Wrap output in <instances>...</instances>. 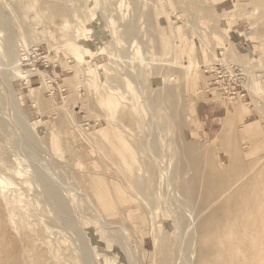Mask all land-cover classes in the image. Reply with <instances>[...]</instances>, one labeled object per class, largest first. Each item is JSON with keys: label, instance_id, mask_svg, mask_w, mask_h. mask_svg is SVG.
Segmentation results:
<instances>
[{"label": "rangeland", "instance_id": "1", "mask_svg": "<svg viewBox=\"0 0 264 264\" xmlns=\"http://www.w3.org/2000/svg\"><path fill=\"white\" fill-rule=\"evenodd\" d=\"M263 189L264 0H0V264H258Z\"/></svg>", "mask_w": 264, "mask_h": 264}, {"label": "bare ground", "instance_id": "2", "mask_svg": "<svg viewBox=\"0 0 264 264\" xmlns=\"http://www.w3.org/2000/svg\"><path fill=\"white\" fill-rule=\"evenodd\" d=\"M109 19V18H108ZM110 20V19H109ZM108 21V20H107ZM110 22V21H109ZM151 22V21H150ZM86 30V29H85ZM77 31V30H76ZM82 31V30H81ZM87 31V30H86ZM77 32H79V30L77 31ZM76 33V32H75ZM84 33H85V31H82L81 33H76V35H74V36H76V38H74V40L76 41V43H77V45H79V46H82V48L83 49H90V41L84 36ZM90 39H92V38H90ZM72 47V48H71ZM70 48H71V50L73 51V52H75V50H76V48L75 47H73V46H71ZM82 49V50H83ZM76 57H78L79 59H81V57L79 56V54H76ZM19 65V64H18ZM94 66H95V68H100L102 65H100V64H94ZM16 72V73H15ZM14 73L15 74H17L18 76H22L23 74H21V72L20 71H15ZM111 85V84H110ZM110 85H108L109 87H110ZM127 86V85H126ZM32 90V89H31ZM107 92H109V93H111L112 94V92H111V90H106ZM114 94V93H113ZM112 94V96H114ZM132 95V94H131ZM115 98L113 97V100H114ZM112 100V101H113ZM116 101V100H115ZM114 102V101H113ZM113 102H111V103H113ZM117 102V101H116ZM125 104V103H124ZM134 104H133V106L132 107H130V109H129V111L130 112H135L136 113V110L134 109ZM128 109V108H127ZM134 109V110H133ZM134 113V114H135ZM123 121V120H122ZM123 123H124V121H123ZM117 125H119V124H117ZM120 127H121V124H120ZM129 127V126H128ZM124 132V131H123ZM158 133V132H157ZM154 134V133H153ZM127 135V134H126ZM128 136V135H127ZM124 137H125V135H124ZM153 137V136H152ZM155 138V137H154ZM153 138V139H154ZM127 138L125 137V140H126ZM128 141V140H127ZM130 145V144H129ZM154 157V156H153ZM165 157V156H164ZM141 160V159H140ZM126 162H127V160H126ZM156 162H158V161H155L154 163H156ZM140 163V162H139ZM144 165V164H143ZM131 166V165H130ZM141 166V165H140ZM258 167V166H257ZM256 167V168H257ZM142 168V167H141ZM5 169V168H4ZM15 170V169H14ZM16 170H17V168H16ZM19 170V169H18ZM18 170L17 171H14L13 173L15 174V175H19L20 173V171L18 172ZM11 172V171H10ZM137 172V171H136ZM137 174H138V172H137ZM153 175V174H152ZM119 176H121V175H119ZM125 176V175H124ZM134 176H137V175H133V177ZM142 176H144L143 175V172H142ZM142 176H141V178H142ZM122 177V176H121ZM124 178V177H123ZM125 178H127L126 176H125ZM124 178V179H125ZM137 178H138V176H137ZM136 177H135V179H134V185L133 184H130L131 182H129V184L130 185H132V187L134 186L136 189H140V187H142V189H144L143 187H144V185L145 184H143V183H145V182H143V180H141V181H139V179H137ZM123 179V180H124ZM130 179V178H129ZM133 179V178H132ZM142 179H144L145 180V177H143ZM2 181V180H1ZM25 181V180H24ZM130 181V180H129ZM132 181V180H131ZM124 182H125V180H124ZM47 183V182H46ZM127 183V182H126ZM125 183V184H126ZM7 184H11L9 181L7 182ZM12 185V184H11ZM127 185V184H126ZM164 185V184H163ZM49 186V185H48ZM192 186V185H191ZM127 187V186H126ZM133 187V188H134ZM131 188V187H130ZM52 189V188H51ZM132 189V188H131ZM135 189V190H136ZM55 190V189H54ZM190 190V189H189ZM262 190V189H261ZM264 190V189H263ZM142 191V190H141ZM144 192V191H143ZM263 193H264V191H262ZM54 193V192H53ZM189 193H190V191H189ZM191 194V193H190ZM51 195V194H50ZM253 195V194H252ZM264 195V194H263ZM137 196V195H136ZM16 198H14V202H15V199L17 200V198H19V195H18V197L17 196H15ZM56 197V196H55ZM137 197H139V196H137ZM259 197H262V196H259ZM2 199H4V198H2ZM12 199V198H11ZM243 199V198H242ZM257 199H258V197H257ZM263 199V198H262ZM20 199H18V201H19ZM11 201V200H10ZM142 201H143V199H142ZM21 202V201H20ZM257 202H260V201H257ZM6 203V202H5ZM56 203H57V208H58V210H59V212L60 213H62V214H68L69 212V205L67 204L68 202H66V200L64 201V199H61V198H59L58 196L56 197ZM1 204V203H0ZM4 204V203H3ZM7 204V203H6ZM14 204V203H13ZM18 204V203H17ZM247 204V203H246ZM254 204H255V202H254ZM257 204H259V203H257ZM262 204V203H261ZM21 205V204H20ZM19 205V206H20ZM253 205V204H252ZM5 206V205H4ZM3 206V207H4ZM254 206V205H253ZM22 207H26V206H24V204H22ZM188 207V206H187ZM193 207V206H192ZM250 207V206H249ZM255 208L253 209V211H252V213L251 214H249V217L248 218H250V219H254L255 221H256V219L258 220V222L260 223V224H263L264 225V214H262L261 213V211H260V209H258V208H256V206H254ZM262 207V206H261ZM0 208H2V207H0ZM5 208V207H4ZM3 208V209H4ZM13 208V207H12ZM20 207H18V209H19ZM238 208V207H237ZM2 209V210H3ZM6 209V208H5ZM4 209V210H5ZM13 209H15V208H13ZM25 209V208H24ZM24 209L22 208L21 210H23L24 211ZM27 209V208H26ZM30 209V208H29ZM247 208H245V209H243V210H246ZM3 210V211H4ZM12 211V210H11ZM2 212V211H1ZM16 212H18V211H16ZM15 212V213H16ZM26 212V211H25ZM24 212V213H25ZM238 212V211H237ZM23 213V214H24ZM242 213V212H241ZM245 213V212H244ZM2 214H4V213H1L0 214V217H1V215ZM10 214H11V216H12V212H10ZM18 214V213H17ZM22 214V215H23ZM26 214V213H25ZM24 214V215H25ZM230 214V213H229ZM236 214V213H235ZM240 214V213H239ZM248 214V213H247ZM8 215V214H7ZM6 215V216H7ZM10 216V215H9ZM18 216H19V214L17 215V219H18ZM240 216V215H239ZM242 216V215H241ZM244 216V215H243ZM22 217V216H21ZM25 217H28V215H26ZM232 217V216H231ZM1 218H3V216L1 217ZM0 218V220L2 221V219ZM236 218V217H235ZM240 218V217H239ZM239 218H238V220H239ZM8 219V218H7ZM14 219H16V217L14 218ZM14 219H11L10 218V220L12 221V220H14ZM28 220H29V217L27 218ZM228 219V218H227ZM237 219V218H236ZM72 220V219H71ZM0 221V222H1ZM4 222H5V220H3ZM19 221V223L17 222V224H19V225H21V222H20V219L18 220ZM22 221V220H21ZM23 221H25V220H23ZM30 221V220H29ZM66 221V220H65ZM229 221V220H228ZM241 221H243L242 222V225H244V227L246 228V229H250L249 228V226H251L249 223H248V221H246V218L244 217L243 218V220H241ZM253 221V220H252ZM3 222V223H4ZM9 222V221H8ZM67 222V221H66ZM218 222V221H217ZM251 222V221H250ZM2 223V222H1ZM0 223V224H1ZM2 223V224H3ZM14 222H12V224H13ZM223 223V222H222ZM27 224V223H26ZM66 224H68V223H66ZM215 224V223H214ZM6 225V224H5ZM14 225V224H13ZM69 225V224H68ZM258 225V224H257ZM4 226V225H3ZM24 228H26L27 226H25L24 224L22 225ZM215 226V225H214ZM221 226V225H220ZM234 226V225H233ZM1 227H2V225H1ZM0 227V228H1ZM12 227V226H11ZM10 227V228H11ZM14 227V226H13ZM16 227H18V226H16ZM30 226H28L26 229H28ZM47 227V226H46ZM45 227V228H46ZM217 227V226H216ZM219 227V226H218ZM225 227V226H224ZM231 227V226H230ZM241 227V226H240ZM263 227V226H262ZM3 228V227H2ZM9 228V226L7 227L6 226V231H7V229ZM48 228V227H47ZM221 228L222 227H220V231H221ZM239 228V227H238ZM241 228H243V227H241ZM253 228V227H252ZM251 228V229H252ZM260 228V227H259ZM258 228V229H259ZM4 229V228H3ZM16 229V228H15ZM23 229V228H22ZM1 230V229H0ZM4 230V231H5ZM17 230V229H16ZM24 230V237L25 236H28V239L30 238V235H26V234H29L28 232L26 233L25 232V229H23ZM22 230V231H23ZM44 230V229H43ZM236 230V229H235ZM244 231H246V230H244ZM243 231V232H244ZM249 231V230H248ZM247 231V232H248ZM16 232V231H15ZM258 232H260V231H258ZM5 233V232H4ZM8 233H9V231H8ZM20 234H22V238H23V232H19ZM37 233V232H36ZM15 234H17V233H15ZM232 234V233H231ZM1 235V234H0ZM223 235V234H222ZM234 236H235V234H233ZM2 236V235H1ZM9 236H10V234H9ZM14 236V235H13ZM17 236H19V235H17ZM39 236V235H38ZM237 236V235H236ZM6 237H8V235L6 236ZM223 237V236H222ZM232 237V236H231ZM257 237V236H256ZM255 237V238H256ZM10 238V237H9ZM20 238V237H19ZM39 238V237H38ZM248 238V237H247ZM6 239V238H5ZM21 239V238H20ZM26 238H24V240H25ZM27 239V241L29 242V240ZM31 239V238H30ZM34 239V238H33ZM234 239V238H233ZM251 239V238H250ZM32 240V239H31ZM30 240V241H31ZM39 240V239H38ZM235 240H236V238H235ZM12 241V240H11ZM26 241V242H27ZM27 242V243H28ZM32 243L34 242V241H31ZM226 242V241H225ZM251 242V241H250ZM30 243V242H29ZM37 242H34V244H36ZM160 243V242H159ZM247 244V243H246ZM21 245V244H20ZM25 245H26V243H25ZM253 245V246H252ZM252 245H250V247L252 248L253 247V250H255V252H253L254 254H255V256H254V259H255V262L256 263H258V264H264V235L263 234H261V235H259V233H258V237L255 239V241L254 242H252ZM27 246H28V244H27ZM29 246H30V244H29ZM37 246V245H36ZM249 246V245H248ZM247 246V247H248ZM8 247H10V246H8ZM35 247V246H34ZM38 247V246H37ZM29 248V247H28ZM232 248V247H231ZM240 248V247H239ZM9 249V248H8ZM11 249V248H10ZM30 249V248H29ZM6 251V250H5ZM89 251V250H88ZM9 252V250L7 251V253ZM11 252V251H10ZM39 253V252H38ZM37 253V254H38ZM85 253V252H84ZM9 255V254H8ZM83 255V254H82ZM224 255V254H223ZM230 255V254H229ZM88 256V255H87ZM242 257H244V256H242ZM12 258V257H11ZM36 258V257H35ZM69 258V257H68ZM236 258V257H235ZM239 258V257H238ZM38 261H39V259H38ZM229 261V260H228ZM239 262V261H238ZM242 262V261H241ZM247 263V262H246ZM5 264H7V263H5Z\"/></svg>", "mask_w": 264, "mask_h": 264}, {"label": "built area", "instance_id": "3", "mask_svg": "<svg viewBox=\"0 0 264 264\" xmlns=\"http://www.w3.org/2000/svg\"><path fill=\"white\" fill-rule=\"evenodd\" d=\"M216 66V65H215Z\"/></svg>", "mask_w": 264, "mask_h": 264}]
</instances>
